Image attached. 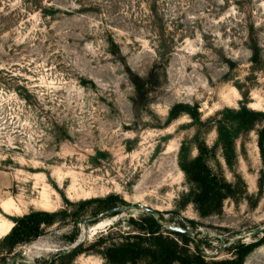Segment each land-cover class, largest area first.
Listing matches in <instances>:
<instances>
[{"label": "rangeland", "instance_id": "rangeland-1", "mask_svg": "<svg viewBox=\"0 0 264 264\" xmlns=\"http://www.w3.org/2000/svg\"><path fill=\"white\" fill-rule=\"evenodd\" d=\"M244 106L264 112V0H0V240L4 222L63 212L0 264H47L78 243L83 254L55 264H109L92 245L103 233L106 246L142 234L139 205L167 235L185 226L190 252L208 262L263 241L237 264H264L262 124L236 134L230 168L212 123ZM199 145L236 186L207 218L180 167ZM109 196L127 209L79 206Z\"/></svg>", "mask_w": 264, "mask_h": 264}, {"label": "trees", "instance_id": "trees-1", "mask_svg": "<svg viewBox=\"0 0 264 264\" xmlns=\"http://www.w3.org/2000/svg\"><path fill=\"white\" fill-rule=\"evenodd\" d=\"M252 52L253 62L257 63L260 59L259 47H253ZM231 122H234L236 127H230ZM212 123L218 133L217 144L223 150V157L230 168H233L237 163L236 134L254 130L256 125L261 123L262 127L258 130L257 143L264 165V112L251 110L246 106L238 110L226 109L224 118H215ZM197 150L199 154L192 159H182L180 167L188 181L196 186V191L190 202L202 218H207L223 211L225 201L236 196V186L212 172L206 161L208 148L205 145H199ZM260 182L264 183V172ZM96 201L105 204V211H112L127 205L125 201H119L116 196H109L106 199L81 201L79 206L86 207ZM118 202L121 204L120 206L117 205ZM62 213L38 210L16 218L11 231L0 240V253L11 254L19 245L37 240L43 235L46 227H51L57 223ZM146 214L148 223L147 226L141 227L142 234L127 235L123 242L106 246L104 245L105 235L103 233L98 241L92 245L93 250L100 248L102 250L100 251L101 255L109 264H139L145 260L148 261V264H237L241 263L255 247L263 243L262 241L248 246L239 244L235 247L237 250L235 259L208 262L204 255L190 252L188 246L193 239L192 237L176 232H169L167 235L165 231H162L160 220L155 218L157 212ZM182 227L186 229L185 226ZM171 235L178 237L184 246H181L179 240L171 237ZM76 239L77 235L74 234L70 240L74 242ZM84 245L85 243H81L72 251H60L47 264H55L58 258L74 260L85 252Z\"/></svg>", "mask_w": 264, "mask_h": 264}, {"label": "water", "instance_id": "water-1", "mask_svg": "<svg viewBox=\"0 0 264 264\" xmlns=\"http://www.w3.org/2000/svg\"><path fill=\"white\" fill-rule=\"evenodd\" d=\"M139 207L141 209H143L146 213L148 214H155L156 211H154L153 209H150L144 205H139ZM127 209L126 207L124 206H121V207H118L116 209H113L112 211H119V210H125ZM108 213H105L104 215H101L100 217H105L107 216ZM91 218H85L84 221H89ZM167 229H169L170 231L172 232H176V233H181V234H184V235H188L190 237H193V233L190 232L188 229H185L183 227H174V226H167ZM81 245V243H78L76 245H74V247H72L71 251L72 250H75L77 247H79ZM17 257V255H13L12 257H10L8 260H6L3 264H11V262H13V260Z\"/></svg>", "mask_w": 264, "mask_h": 264}, {"label": "bare ground", "instance_id": "bare-ground-1", "mask_svg": "<svg viewBox=\"0 0 264 264\" xmlns=\"http://www.w3.org/2000/svg\"><path fill=\"white\" fill-rule=\"evenodd\" d=\"M3 208H4L5 211H8L10 209V205L8 204V202H5L3 204ZM11 229H12V224L11 223H7V222H4L2 224L1 234L2 235L3 234L7 235L11 231Z\"/></svg>", "mask_w": 264, "mask_h": 264}]
</instances>
